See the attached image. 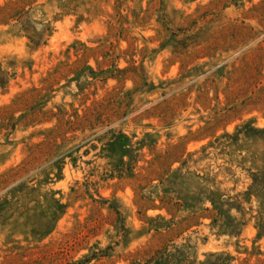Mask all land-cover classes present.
Instances as JSON below:
<instances>
[{"label": "rangeland", "instance_id": "rangeland-1", "mask_svg": "<svg viewBox=\"0 0 264 264\" xmlns=\"http://www.w3.org/2000/svg\"><path fill=\"white\" fill-rule=\"evenodd\" d=\"M0 264H264V0H0Z\"/></svg>", "mask_w": 264, "mask_h": 264}]
</instances>
